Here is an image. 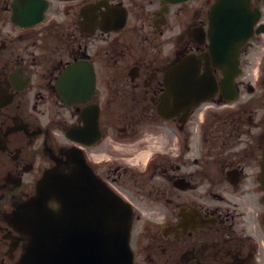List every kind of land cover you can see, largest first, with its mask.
<instances>
[{
    "label": "flooded vegetation",
    "instance_id": "obj_1",
    "mask_svg": "<svg viewBox=\"0 0 264 264\" xmlns=\"http://www.w3.org/2000/svg\"><path fill=\"white\" fill-rule=\"evenodd\" d=\"M245 1L253 33L235 96L222 105L218 92L199 121L175 90L194 61L221 81L216 0H0V264L25 251L11 215L46 170L108 139L135 150L111 151L101 174L132 205L134 264H264V0ZM32 4L44 17L29 26ZM95 106L100 140L69 139Z\"/></svg>",
    "mask_w": 264,
    "mask_h": 264
},
{
    "label": "water",
    "instance_id": "obj_2",
    "mask_svg": "<svg viewBox=\"0 0 264 264\" xmlns=\"http://www.w3.org/2000/svg\"><path fill=\"white\" fill-rule=\"evenodd\" d=\"M233 5L222 0L212 20L221 6ZM220 29L230 38L234 27L225 24ZM216 30L214 22L213 45ZM67 167L69 172H46L38 194L15 217L19 230L30 239V250L20 264H133L130 207L96 177L82 156H69Z\"/></svg>",
    "mask_w": 264,
    "mask_h": 264
},
{
    "label": "rangeland",
    "instance_id": "obj_3",
    "mask_svg": "<svg viewBox=\"0 0 264 264\" xmlns=\"http://www.w3.org/2000/svg\"><path fill=\"white\" fill-rule=\"evenodd\" d=\"M97 169H99V171L102 172V167H99V168L97 167Z\"/></svg>",
    "mask_w": 264,
    "mask_h": 264
}]
</instances>
